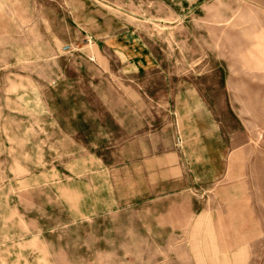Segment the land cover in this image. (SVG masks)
<instances>
[{"label": "rangeland", "instance_id": "rangeland-1", "mask_svg": "<svg viewBox=\"0 0 264 264\" xmlns=\"http://www.w3.org/2000/svg\"><path fill=\"white\" fill-rule=\"evenodd\" d=\"M162 149L232 253L157 225ZM0 264H264V0H0Z\"/></svg>", "mask_w": 264, "mask_h": 264}, {"label": "crops", "instance_id": "crops-1", "mask_svg": "<svg viewBox=\"0 0 264 264\" xmlns=\"http://www.w3.org/2000/svg\"><path fill=\"white\" fill-rule=\"evenodd\" d=\"M210 136L205 137L207 138ZM200 137L202 136L198 132L195 133V142H198ZM214 143L216 142L214 141ZM213 146L201 149L199 157L195 160L196 168H208L218 163V161L220 162V159L223 160L228 150L220 145L218 148H214ZM167 150L162 149L161 152L156 150L155 153L147 152L141 161L131 162V167L136 168L137 179L145 183L149 193L153 194V197L148 196L146 198L150 199L153 203L161 205L160 208L155 209L153 212L154 216H156L157 225L163 231L172 233L185 232L188 234L189 239L192 238V235L195 236V234L196 236L204 233L212 234L214 245L220 254L225 255L232 253L233 250L224 249L226 247H224L220 241L221 238L219 233L223 230L219 228L218 211L216 209L214 211L210 197L206 195L208 200L205 202L203 201L205 199L203 197L204 194L201 195V197H196L193 195L192 191L188 189V186L180 187L184 183H187L185 179V168L180 165L178 154L171 153ZM99 163L101 164V162ZM189 166H191V164ZM134 170L135 169H133V177L135 176ZM222 174H224V171ZM218 176L223 178L221 173H218ZM172 184L181 185L175 189H170L169 187H171ZM232 187L231 184H218L213 190L210 189L209 191L212 193L211 195H214V198L217 199L220 194L226 192L228 189L231 190ZM97 193L100 197V203H102L104 197L109 196V191H105L103 188H99ZM142 199H144V197H142ZM87 200L91 202L92 198L86 197V202ZM121 202L120 200L117 204V201H114V204L118 206ZM94 211L95 209L90 208L88 214L92 215ZM208 237L210 238L211 236L208 235Z\"/></svg>", "mask_w": 264, "mask_h": 264}]
</instances>
